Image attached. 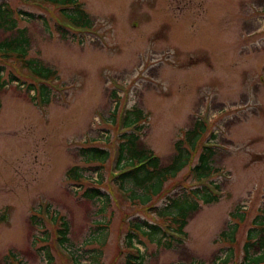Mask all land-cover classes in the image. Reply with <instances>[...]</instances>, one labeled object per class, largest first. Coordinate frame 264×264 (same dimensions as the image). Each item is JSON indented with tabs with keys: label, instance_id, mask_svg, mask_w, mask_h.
Wrapping results in <instances>:
<instances>
[{
	"label": "rangeland",
	"instance_id": "374dc122",
	"mask_svg": "<svg viewBox=\"0 0 264 264\" xmlns=\"http://www.w3.org/2000/svg\"><path fill=\"white\" fill-rule=\"evenodd\" d=\"M79 2L90 30L71 28L51 4L0 0L26 30L27 58L56 73L43 83L20 63L0 61V212L8 218L0 264H125L135 247L143 264H241L248 232L264 217V0ZM9 35L0 31V40ZM38 83L50 89L45 104L26 89ZM133 107L146 116L137 147L160 166L197 121L205 130L194 150L184 142L188 165L145 205L113 181L120 122ZM203 143L218 170L210 178L218 191L203 183L219 196L210 204L190 192L202 186L191 168ZM90 146L109 153L102 166L83 161L80 150ZM73 167L82 180L66 176ZM92 189L100 198L89 197ZM176 198L198 208L185 241L167 246L157 210ZM60 218L68 226L63 246ZM146 224L161 231L148 234ZM133 225L142 231L128 246Z\"/></svg>",
	"mask_w": 264,
	"mask_h": 264
},
{
	"label": "trees",
	"instance_id": "16d2710c",
	"mask_svg": "<svg viewBox=\"0 0 264 264\" xmlns=\"http://www.w3.org/2000/svg\"><path fill=\"white\" fill-rule=\"evenodd\" d=\"M39 1L51 4L57 8L60 16L64 20L63 22L71 28L79 31L91 29L92 23L90 17L82 9L79 0ZM18 15L20 18L21 14ZM26 15L32 16L30 14ZM57 27L61 35H63L65 30L62 23L60 22ZM0 31L10 33L8 37L0 40V61L5 59L6 61L12 60L20 63L33 78L43 83H48L55 79L56 73L54 70H50L46 66L41 65L37 60L27 58L29 40L26 36V30L17 28V22L12 12L2 4H0ZM3 71L4 67L0 66V90L3 89L5 85L1 81ZM13 80H17V78H11V81ZM43 83L28 84L26 87L28 92L34 91L32 95V101L34 103L37 102V96L41 99L42 104L48 102L50 89ZM145 120V114H143L140 109L134 107L131 110H126L123 115L121 127L127 130L118 136L119 143L117 146L115 169H118L119 174L113 178L114 183H116L118 188L127 195L131 203H140L142 205L151 201L153 196L161 194L164 182L174 179L176 175L188 165L190 152L183 148V144L185 142L190 150H194L196 143L202 140L201 138L205 131L204 124L197 121V126L194 125L191 130L185 132V139L183 141L178 140L175 143V154L171 163L166 166H160L159 158L155 156L152 151L143 147H137V143L140 139V129L143 127L142 125ZM212 137L215 138L214 136ZM80 151L83 161L86 164L96 162L102 166L109 158V153L107 151L95 146L81 148ZM214 156L215 151L211 147L202 145L198 161L191 168V172L196 181L200 182L202 186L201 189H195L190 192L192 195L198 196L205 204L215 202L219 197L216 194H211L206 186H203L204 182H210L209 184L213 186L215 191L219 190V187L213 185L210 181V178L218 172L217 169L212 167V159ZM77 171L78 167H73L66 172V176L74 181L82 180L83 174ZM126 184H130L131 187L129 189L126 188ZM138 190L141 191V193L137 192ZM90 191L92 192V195L89 196L90 198H100L98 189H92ZM197 208L198 204L196 202L188 203L186 199L180 201L176 198L157 210V215L167 222L166 230L170 232V234H162L160 237V239H163L162 243H165L167 246H172L174 243H182L187 237L184 227L186 226L188 215L195 212ZM7 220L6 211L0 212V224L6 223ZM59 220L61 224L60 228L57 229V241L60 245H63L68 242V226L62 218ZM253 224H258V227L250 229L248 232L241 264H261L264 262V217L257 216ZM144 227L149 231L148 234L154 236L161 231L159 225L146 224ZM132 230L134 232L131 231L127 234L128 239L126 244L128 246H133L135 233L141 230V228L138 225H133ZM224 234L225 233L222 235ZM255 247L261 252L251 255L249 251ZM134 249L135 253L129 252L127 254L125 264H143L144 258L142 254H140L139 249Z\"/></svg>",
	"mask_w": 264,
	"mask_h": 264
}]
</instances>
